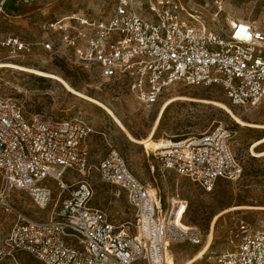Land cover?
I'll use <instances>...</instances> for the list:
<instances>
[{
  "label": "built area",
  "instance_id": "2783aa9c",
  "mask_svg": "<svg viewBox=\"0 0 264 264\" xmlns=\"http://www.w3.org/2000/svg\"><path fill=\"white\" fill-rule=\"evenodd\" d=\"M33 1L0 0V13L8 4ZM108 1L114 6L107 19L72 13L49 23L55 40L8 35L0 37V48L13 55L38 49L75 68L95 69L147 106L174 83L220 87L236 106L264 99V27L236 19L223 28L217 18L221 7L209 11L191 0ZM208 22L218 30L208 28ZM91 132L84 119L56 120L0 96V203L17 190L44 209L52 201L51 186L60 190L47 221L20 218L14 224L6 239L9 253H27L42 264H164L173 244H199L196 227L176 224L183 223L186 200L172 197L165 203L113 147L97 166L90 163L86 140ZM232 134L218 124L197 135L162 140L155 157L161 170L211 191L218 180H237L243 173L230 147ZM92 169L125 194L131 221L120 222L93 205L87 180ZM75 177L80 178L70 182ZM226 240L228 248L215 255L213 264H264V227L237 219Z\"/></svg>",
  "mask_w": 264,
  "mask_h": 264
},
{
  "label": "rangeland",
  "instance_id": "374dc122",
  "mask_svg": "<svg viewBox=\"0 0 264 264\" xmlns=\"http://www.w3.org/2000/svg\"><path fill=\"white\" fill-rule=\"evenodd\" d=\"M191 1L209 11L221 7L217 18L223 28L229 27L236 19L264 27V0ZM113 6L114 3L108 0H34L31 5H18L17 10L0 13V37L17 35L30 42L52 41L57 38L49 27L53 20L72 13L107 19ZM202 13L208 15L205 10ZM207 27L218 30L212 22H208ZM0 62H13L58 74L72 88L111 108L127 132L137 140L149 136L160 107L173 99L161 115L151 141L141 144L130 140L127 132L103 108L75 95L58 81L12 68H0L1 97L17 99L28 111L56 120L79 118L90 125L92 132L86 142L91 164L97 166L113 147L138 178L157 188L165 203L172 197L186 200L181 224L196 227L201 233V242L197 245L173 244L171 252L167 253L170 264H185L192 259L207 242L210 233L212 241L207 253L191 264H213L215 255L228 248L227 230L237 219L264 227V156H257L250 150L252 143L264 136V99L253 106H236L230 103L220 87L174 83L162 93L157 103L147 106L137 101L121 82L101 78L95 69L75 68L45 51L34 49L29 54L13 55L8 49L0 48ZM224 107L240 120L262 127L237 123ZM218 124L233 132L230 147L243 168L240 178L218 180L211 191H205L199 184L174 171L160 169L155 149L162 145V140L197 135ZM255 151H264V142ZM65 175L64 180L68 181L70 171ZM87 180L93 188V205L114 214L120 222L132 220V212L122 191L102 182L95 169L91 170ZM2 186L0 176V190ZM51 187L52 201L44 209H39L27 193L17 190L7 193L6 204L0 203V264H42L24 252L9 253L6 239L20 218L47 221L51 217L60 192L56 184ZM70 189H65L61 197L67 196ZM233 207L236 209L227 211Z\"/></svg>",
  "mask_w": 264,
  "mask_h": 264
},
{
  "label": "bare ground",
  "instance_id": "6f19581e",
  "mask_svg": "<svg viewBox=\"0 0 264 264\" xmlns=\"http://www.w3.org/2000/svg\"><path fill=\"white\" fill-rule=\"evenodd\" d=\"M3 67H7V68H12V69L20 70V71H25V72L33 73V74H36V75H39V76L47 77V78L54 79V80L58 81L67 90L71 91L75 95H78V96H80L82 98H85V99L91 101L92 103L98 105L99 107L103 108L107 112V114L117 123V125L121 129H123L125 132H127L126 128L123 126V124L121 123V121L119 120V118L114 114V112L111 110V108L107 107L101 101H99V100H97V99H95L93 97H90V96H88V95H86V94H84V93H82V92H80V91L72 88L69 85V83L64 78H62L61 76H59L58 74L53 73V72H50V71H44V70H41V69H37V68H32V67H28V66L16 64V63H13V62H0V68H3ZM172 100L173 99L167 100L160 107L159 112H158L157 119H156V121H155V123H154V125L152 127L151 133L149 134V136L146 139H144V140H137L131 134H129V132H127V135L129 137V139L132 140V141H134V142L141 143V144H145V143L150 142L151 141V138H152V133H153V131H154L157 123L159 122V119H160L161 115L163 114L166 106ZM224 108H226V111L231 114V116L234 118V120L237 123H239L241 125H251V126H256V127H262V125H256V124L246 123V122L240 120L239 118H237L236 116H234V114H232V112L227 107H224ZM263 127H264V125H263ZM262 142H264V137H262V138H260V139H258V140H256L255 142L252 143L250 150H251V152L253 154H255L257 156H264V151H260V152H256L255 151V148L258 147ZM160 147L161 146H158L155 150L159 149ZM247 207H249V206H247ZM232 209H236V207L230 208L227 211H230ZM179 214H180V212L178 213V215ZM176 224L178 226H180V227H183L180 220H176ZM211 241H212V234L210 233L207 242L194 254L193 258L190 259L189 261H187L185 264H191L192 262H194V261L202 258L204 256V254L207 253L208 249L210 248ZM164 264H170V261H169L168 256H166V261H165Z\"/></svg>",
  "mask_w": 264,
  "mask_h": 264
},
{
  "label": "trees",
  "instance_id": "16d2710c",
  "mask_svg": "<svg viewBox=\"0 0 264 264\" xmlns=\"http://www.w3.org/2000/svg\"><path fill=\"white\" fill-rule=\"evenodd\" d=\"M18 9V7H16V6H14L13 4H8V5H6V7H5V10L6 11H8V12H11V11H14V10H17ZM262 137H264V136H262ZM261 137V138H262ZM260 139V138H259Z\"/></svg>",
  "mask_w": 264,
  "mask_h": 264
}]
</instances>
